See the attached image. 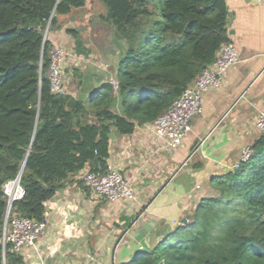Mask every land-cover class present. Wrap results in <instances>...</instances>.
I'll list each match as a JSON object with an SVG mask.
<instances>
[{
  "label": "trees",
  "instance_id": "obj_1",
  "mask_svg": "<svg viewBox=\"0 0 264 264\" xmlns=\"http://www.w3.org/2000/svg\"><path fill=\"white\" fill-rule=\"evenodd\" d=\"M99 1V20L125 42L118 90L104 82L79 100L50 92L44 30L60 29L86 0H0V264H24L1 244L4 183L24 165V195L12 213L43 221L45 203L65 182L87 165L106 168L112 130L130 135L162 116L229 42L224 0ZM251 150L238 169L208 181L209 194L185 223L126 264H264V132Z\"/></svg>",
  "mask_w": 264,
  "mask_h": 264
},
{
  "label": "crops",
  "instance_id": "obj_2",
  "mask_svg": "<svg viewBox=\"0 0 264 264\" xmlns=\"http://www.w3.org/2000/svg\"><path fill=\"white\" fill-rule=\"evenodd\" d=\"M224 1L239 62L216 90L201 96L191 132L176 150H166L143 126L130 135L112 130L106 166L132 184L135 200L96 201L77 180L91 170L87 165L45 203V232L36 250L21 256L24 264H126L185 223L209 194L208 181L231 171L261 136L255 122L264 107V0ZM65 29L48 33L52 49L81 47L83 54L85 45L69 41L73 36Z\"/></svg>",
  "mask_w": 264,
  "mask_h": 264
},
{
  "label": "built area",
  "instance_id": "obj_3",
  "mask_svg": "<svg viewBox=\"0 0 264 264\" xmlns=\"http://www.w3.org/2000/svg\"><path fill=\"white\" fill-rule=\"evenodd\" d=\"M50 59L47 72L50 92L66 94L67 85L71 83L72 78L71 73L66 71L71 65L85 59L74 51L61 47L51 50ZM238 62L239 55L235 45L230 41L222 43L216 51L213 61L172 102L167 111L154 122L143 125L152 133L161 148L176 150L181 145L184 137L191 132L192 120L202 112L201 96L216 90L221 85L226 72ZM108 83L115 92L118 90L116 78L110 77ZM255 126L258 131L264 132V107L257 116ZM251 154V148H246L231 171L246 163ZM20 178L21 175L18 174L13 180L2 185L6 205L1 244L3 248L7 245L9 252L22 256L27 250H36L37 241L45 232L46 220L36 222L12 213L13 203L21 200L24 195ZM77 180L90 190L96 201L135 200L132 184L123 177L120 171L112 167L106 166L103 171H85L78 175ZM195 189H200V186L196 185Z\"/></svg>",
  "mask_w": 264,
  "mask_h": 264
},
{
  "label": "rangeland",
  "instance_id": "obj_4",
  "mask_svg": "<svg viewBox=\"0 0 264 264\" xmlns=\"http://www.w3.org/2000/svg\"><path fill=\"white\" fill-rule=\"evenodd\" d=\"M105 12L106 9L99 0H86L83 8L73 10L70 15L61 18L66 29L77 31L75 37H71L69 41L79 43L83 47L85 45V53L75 51L85 60L71 65L66 71L71 73L76 83L67 85L66 92L72 93L79 100H84L98 82L108 83L110 77L115 78L116 66L126 48L124 40L118 36L114 28L99 20V16ZM48 33L47 27L44 35ZM73 71H77L78 75L74 76ZM118 103L116 100L112 106L117 112L120 109Z\"/></svg>",
  "mask_w": 264,
  "mask_h": 264
},
{
  "label": "water",
  "instance_id": "obj_5",
  "mask_svg": "<svg viewBox=\"0 0 264 264\" xmlns=\"http://www.w3.org/2000/svg\"><path fill=\"white\" fill-rule=\"evenodd\" d=\"M48 25H49V23L47 24L46 28L48 27ZM46 28H45V29H46ZM23 167H24V165L22 166V169L20 170L19 175H21L22 170H23ZM0 215H1V213H0Z\"/></svg>",
  "mask_w": 264,
  "mask_h": 264
}]
</instances>
